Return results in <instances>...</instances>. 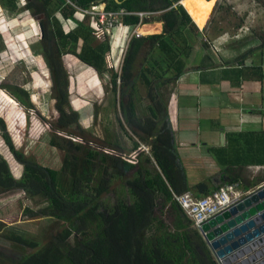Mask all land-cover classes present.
I'll return each instance as SVG.
<instances>
[{
    "label": "trees",
    "instance_id": "trees-1",
    "mask_svg": "<svg viewBox=\"0 0 264 264\" xmlns=\"http://www.w3.org/2000/svg\"><path fill=\"white\" fill-rule=\"evenodd\" d=\"M16 0H7L10 9L15 10ZM44 9L53 6L50 13L75 21L76 28L64 33L57 19L48 12L42 27L41 49L49 76L47 84L53 90L56 129L65 131L79 123L77 112L68 113L69 79L61 56L72 55L84 65L104 77L105 56L109 41H97L90 28L89 18H75L74 10L58 11L56 1L39 0ZM77 6L87 8L102 1L106 10H124L122 23L130 28L138 25L161 23L162 32L140 38H132L118 71L112 72V92L119 91L121 124L127 127L138 140L149 146V155L138 151L135 142L133 157L135 164L123 158V151L107 154L52 134L49 144L64 150L62 166L51 169L38 164L34 159L18 152L5 132L0 119L2 137L14 159L23 166L19 179L14 178L8 163L0 155V193L21 191L27 198H38L46 208L35 213L28 212L31 219L54 218L66 225L59 233L51 236L43 245L28 240L20 234L10 233L5 238L22 249L33 252L20 258L16 264H217L207 244L193 228L192 222L181 210L175 196L192 192L188 186L185 169L180 161L168 114L167 101L163 100L160 87L174 84L184 73L194 45L189 34L198 35L201 22L194 23L182 0H72ZM208 5L213 0H204ZM135 13L155 14L148 21ZM40 14L34 13V16ZM50 26L48 27V25ZM264 48V35L258 38ZM207 49V43H202ZM151 66L138 69L137 63L143 55ZM246 56L237 60L243 67ZM210 60V59H208ZM212 65L205 67L211 68ZM251 74L257 81H263L261 67L251 66ZM237 73L241 74L242 70ZM120 84L117 86V81ZM141 84L147 94L149 105L146 115L137 112V87ZM6 89L5 87H1ZM18 103L33 108L27 92H8ZM69 136L73 137V134ZM61 139L64 144L58 142ZM225 150H212L214 159L229 175V184H240L243 191L264 183V172L256 180L249 181L234 173L236 167H264V131L228 135ZM66 146V147H64ZM253 154L251 161L245 159ZM133 155H131L130 159ZM128 174L132 176L126 179ZM124 179L132 202L118 201L111 209L102 208L100 200L111 191V180ZM212 188L203 193L206 196L217 190ZM196 196H200L193 192ZM78 235L73 245L69 239ZM76 239V238H75Z\"/></svg>",
    "mask_w": 264,
    "mask_h": 264
},
{
    "label": "rangeland",
    "instance_id": "rangeland-1",
    "mask_svg": "<svg viewBox=\"0 0 264 264\" xmlns=\"http://www.w3.org/2000/svg\"><path fill=\"white\" fill-rule=\"evenodd\" d=\"M29 2L37 4L36 0H29ZM26 4L27 0H16V9L12 10L7 0H0V91L4 93L10 90L27 92L29 103L33 105L31 109L22 106L17 101L18 105H10L0 94V119L4 122L5 132L15 149L24 156L34 159L38 164L55 170L62 166L65 151L50 146L49 140L52 134L107 154L112 152L118 155L109 150V148L118 146L116 149L123 151L125 153L123 158L132 164L136 163L133 157L137 156V152H133L135 142L138 144L139 152L149 155V146L141 143L127 127L121 124L120 95L119 91L115 94L112 92L110 76L114 71L109 68L107 62L105 63L108 73L101 77L94 71L90 72L87 67L79 69L75 67L74 69L73 56H61L69 79L66 111H68L67 114L77 112L79 123L71 125L65 131L56 129L58 114L54 109L53 90L45 78L49 76V71L41 49L40 21L41 19L46 21V18L39 15L34 16L35 12L26 10L28 8ZM181 5L194 23H202V26L197 28L198 35L189 34L190 42L194 41L191 57L195 59L204 53L210 59L208 60L205 56L206 62L201 66L203 64H206L205 67L212 65L211 59L215 58L214 61L219 59L216 62L221 65L236 68L240 65L237 60L247 55L244 66L264 68V48L260 47L261 42L258 39L264 35V0H213L210 5L204 0H182ZM51 11L48 12L52 15L51 18L57 21L62 19L59 13L51 14ZM154 16L156 15H149L143 20L150 21ZM66 21L58 22L64 33L75 28ZM144 25H150L149 28L144 29L146 32L154 28H157L154 34L162 32L161 23ZM149 35L153 34H142L143 37ZM104 38L109 41L107 35L96 39L100 42ZM115 39L113 35L112 40L115 41ZM202 43H207L208 48L203 49ZM105 59H107V54ZM151 65V61L145 59L143 53L137 63L138 69ZM117 73L119 74V71ZM119 84L118 80L117 86ZM174 84L159 88L163 100L169 98ZM136 98L138 115L144 117L149 101L141 84H138ZM78 99L82 108L74 105V101ZM2 134L3 131L0 129V155L8 163L14 178L19 179L23 166L14 159ZM70 134L74 136L71 137ZM58 142L64 144L60 138ZM131 155L133 156L130 159ZM247 155L239 162L244 163V160L251 161L255 158L253 154ZM184 163L189 169L186 175L189 185H193V188H190L193 193L195 192L194 185L199 181L206 179V183L205 171L188 161ZM256 171H252L249 181L260 177L264 169ZM131 176L132 174H128L126 179ZM261 185L263 183L251 190L258 189ZM118 201L130 203L132 199L124 185V179L120 180L116 177L111 180V191L100 202L102 208L107 206L111 209ZM41 202L38 198H27L21 191L0 193V264H16L22 256L33 252L31 249H22L8 241L5 236L10 233L20 234L39 246H43L51 236L66 227L61 221L42 217V215L31 219L28 212L37 213L46 208V205ZM76 240H81V238L74 235L68 242L73 245Z\"/></svg>",
    "mask_w": 264,
    "mask_h": 264
},
{
    "label": "crops",
    "instance_id": "crops-1",
    "mask_svg": "<svg viewBox=\"0 0 264 264\" xmlns=\"http://www.w3.org/2000/svg\"><path fill=\"white\" fill-rule=\"evenodd\" d=\"M64 21L63 18L58 20V22ZM149 27L150 25H138L136 30L143 35L156 33L157 28L149 32L144 31ZM74 29L72 28L71 31ZM114 35L116 38L114 43L109 39L107 54L113 55V61H110L113 62L114 68L111 70L119 71L125 51L123 47L126 45L123 41L124 30L117 29ZM205 56L206 54L202 53L194 59L190 55L185 73L175 82L167 101L169 122L185 172L187 173L189 169L184 161L200 166L205 171L206 183L205 179L194 185L195 193L198 195H200L198 187L202 184L208 187L206 192L215 188L213 179L222 181L219 187L229 184L230 181L225 167L214 159L212 150L227 149L228 135L264 131V79L257 81L255 75L251 74V66L228 67L216 62L219 61L217 58L216 61L215 58L211 59L213 62L211 68H205L206 64L201 66L206 62L205 58L208 59V56ZM73 60L74 69L87 67L90 72L94 71L75 57ZM110 61L105 59L107 64H111ZM261 69L264 76V68ZM239 70H242L241 74L237 73ZM78 101L79 99L74 101L77 107L80 106ZM259 169L264 167H236L234 173L249 180L252 171L257 172L256 170ZM224 177L227 180L225 182H223ZM236 185L242 190L240 184ZM188 186L193 188L189 182Z\"/></svg>",
    "mask_w": 264,
    "mask_h": 264
},
{
    "label": "water",
    "instance_id": "water-1",
    "mask_svg": "<svg viewBox=\"0 0 264 264\" xmlns=\"http://www.w3.org/2000/svg\"><path fill=\"white\" fill-rule=\"evenodd\" d=\"M212 182L215 188L222 184ZM198 188L200 195L208 190L204 184ZM202 231L221 264H264V186L204 224Z\"/></svg>",
    "mask_w": 264,
    "mask_h": 264
},
{
    "label": "built area",
    "instance_id": "built-area-1",
    "mask_svg": "<svg viewBox=\"0 0 264 264\" xmlns=\"http://www.w3.org/2000/svg\"><path fill=\"white\" fill-rule=\"evenodd\" d=\"M63 1L66 5H69L73 8L75 12V18H79L80 20L89 18L90 28L96 38H101L107 35V37L112 40L114 31L117 29H123V41L126 42V45L123 48L125 50L127 44L132 38L142 37V34L138 30H136V27L130 28L129 26H125L122 23L123 16L129 14L122 9L117 11H108L106 10L105 4L96 3L91 4L87 8H82L77 6L70 0ZM135 15L143 19L147 18V16L152 14L135 13ZM65 21L74 24V27L76 28L75 21L69 19H65ZM69 31L66 33H69ZM107 57L108 62L113 59V55L107 54ZM112 61H110L111 64H108L110 69L114 68ZM263 186L264 183L263 185L258 187V189L262 188ZM258 189L243 191L240 190L238 188V185L236 184H225L206 196H196L192 192H185L179 196H175V201L177 202L181 210L184 212V214L187 216V218L192 222L193 228L200 234V236L205 241L207 233H204L202 231V227L204 224L208 223L223 212L231 209L238 202H240L241 200H243ZM207 246L210 249L217 264H221V261L216 258L215 252L211 250L208 244Z\"/></svg>",
    "mask_w": 264,
    "mask_h": 264
},
{
    "label": "flooded vegetation",
    "instance_id": "flooded-vegetation-1",
    "mask_svg": "<svg viewBox=\"0 0 264 264\" xmlns=\"http://www.w3.org/2000/svg\"><path fill=\"white\" fill-rule=\"evenodd\" d=\"M37 1V4H33V3H31V2H29V0H27V4L26 5H28L27 7V11H33V12H39L40 14H38L39 16H42V17H44V18H46L45 17V14L47 13V12H49L50 10H54L53 9V6H51V8H49V9H44V7H43V4L39 1V0H36ZM56 1V3H57V6L59 7L58 9H57V12L58 11H64L65 9H68V10H73V8L71 7V6H69V5H66L65 3H64V1L63 0H54V2ZM71 2H73L72 0H70ZM74 4H76L75 2H73ZM41 21H42V19H41ZM40 26H41V24H40ZM40 30L42 31V27H40Z\"/></svg>",
    "mask_w": 264,
    "mask_h": 264
},
{
    "label": "bare ground",
    "instance_id": "bare-ground-1",
    "mask_svg": "<svg viewBox=\"0 0 264 264\" xmlns=\"http://www.w3.org/2000/svg\"><path fill=\"white\" fill-rule=\"evenodd\" d=\"M0 94L6 99V101L10 104V105H18L17 102L10 97L7 93H4L3 91H0ZM13 107V106H12Z\"/></svg>",
    "mask_w": 264,
    "mask_h": 264
}]
</instances>
